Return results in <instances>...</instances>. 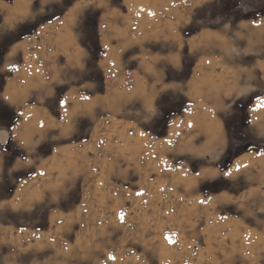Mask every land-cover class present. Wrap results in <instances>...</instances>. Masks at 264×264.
I'll list each match as a JSON object with an SVG mask.
<instances>
[{
  "label": "rangeland",
  "instance_id": "1",
  "mask_svg": "<svg viewBox=\"0 0 264 264\" xmlns=\"http://www.w3.org/2000/svg\"><path fill=\"white\" fill-rule=\"evenodd\" d=\"M0 264H264V0H0Z\"/></svg>",
  "mask_w": 264,
  "mask_h": 264
}]
</instances>
